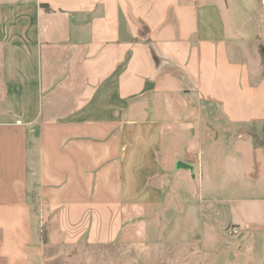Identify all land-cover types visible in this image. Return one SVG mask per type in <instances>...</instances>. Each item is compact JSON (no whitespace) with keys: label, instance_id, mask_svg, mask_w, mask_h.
<instances>
[{"label":"crops","instance_id":"1","mask_svg":"<svg viewBox=\"0 0 264 264\" xmlns=\"http://www.w3.org/2000/svg\"><path fill=\"white\" fill-rule=\"evenodd\" d=\"M263 7L0 0V264H264Z\"/></svg>","mask_w":264,"mask_h":264},{"label":"rangeland","instance_id":"2","mask_svg":"<svg viewBox=\"0 0 264 264\" xmlns=\"http://www.w3.org/2000/svg\"><path fill=\"white\" fill-rule=\"evenodd\" d=\"M262 4H263V6H264V0H262ZM263 9H264V7H263ZM261 128L262 127H256V126H251V127H248L247 128V130H250V131H253L254 133H256L258 136H261L262 135V132H261ZM179 144H180V142H177V146H176V150H179V148H178V146H179ZM165 145H166V151L168 152V154H172V152H173V147H174V145H175V143H172V141H169V142H166L165 143ZM205 146H206V143L204 142V146H203V148H205ZM171 151V152H170ZM184 157V156H183ZM173 160H174V158H167V165H166V172H164L163 174H158V175H155L154 176V181H157L158 183H162V180L164 179V177H167V178H171V179H173L174 178V176H173ZM174 167H175V165H174ZM174 180V179H173ZM166 185L168 186L169 185V181L167 180V183H166ZM172 185V187L171 188H169L168 190H166L167 191V193H170V194H173L174 193V191H175V189L177 188V186H175L174 185V183L173 184H171ZM153 208V207H152ZM153 209H155V208H153ZM150 211V210H149ZM154 211H150L149 213H153ZM167 214L169 213L168 211L166 212ZM252 261V258L250 259V260H248L247 258H245L244 260H243V263H248V262H251Z\"/></svg>","mask_w":264,"mask_h":264},{"label":"trees","instance_id":"3","mask_svg":"<svg viewBox=\"0 0 264 264\" xmlns=\"http://www.w3.org/2000/svg\"><path fill=\"white\" fill-rule=\"evenodd\" d=\"M259 49H260V53L264 59V47L260 46ZM261 132H262L261 136H258L256 133H254L253 131H250V130L248 131V134L253 138L255 143H257L258 145L264 146V124L262 125Z\"/></svg>","mask_w":264,"mask_h":264},{"label":"water","instance_id":"4","mask_svg":"<svg viewBox=\"0 0 264 264\" xmlns=\"http://www.w3.org/2000/svg\"><path fill=\"white\" fill-rule=\"evenodd\" d=\"M175 167L176 168H184V169H189V170H192L193 167L192 165L188 164V163H185V162H182V161H177L175 163Z\"/></svg>","mask_w":264,"mask_h":264},{"label":"built area","instance_id":"5","mask_svg":"<svg viewBox=\"0 0 264 264\" xmlns=\"http://www.w3.org/2000/svg\"><path fill=\"white\" fill-rule=\"evenodd\" d=\"M230 232L231 233H236L237 232V229L235 227H233V228L230 229Z\"/></svg>","mask_w":264,"mask_h":264}]
</instances>
